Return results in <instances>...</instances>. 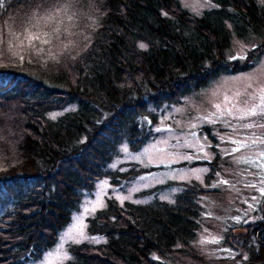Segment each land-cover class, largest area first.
<instances>
[{
    "label": "trees",
    "instance_id": "1",
    "mask_svg": "<svg viewBox=\"0 0 264 264\" xmlns=\"http://www.w3.org/2000/svg\"><path fill=\"white\" fill-rule=\"evenodd\" d=\"M205 1L200 11L188 0H0V88L15 90L0 92V188L19 200L0 217V264L37 262L58 241L80 191L112 178L103 174L113 150L125 138L132 151L148 142L145 117L161 118L150 107L248 69L263 52L243 64L224 57L235 37L264 29V2ZM134 169L122 178L147 168ZM178 184L140 192L156 193L149 203L108 198L88 220L100 239L72 246L63 264H167L202 219L194 185L158 199ZM248 235L235 248L251 245L245 264H264V221Z\"/></svg>",
    "mask_w": 264,
    "mask_h": 264
},
{
    "label": "rangeland",
    "instance_id": "2",
    "mask_svg": "<svg viewBox=\"0 0 264 264\" xmlns=\"http://www.w3.org/2000/svg\"><path fill=\"white\" fill-rule=\"evenodd\" d=\"M188 1L200 11L209 6L205 0ZM43 11L46 10L40 11L37 7V12ZM58 39L61 40L60 36L53 37L51 45ZM263 44L264 29L247 30L245 39H233L224 57L243 64L263 51L248 69L214 77L178 101H160L157 107H150L149 111L157 115L159 112L161 118L159 123L152 122L150 126L151 120L145 117L142 132L149 136L148 142L132 151L125 138L113 150L115 163L103 174L112 178L104 176L91 191H80L71 222L60 232L58 241L37 262H26L23 255L13 264L66 263L71 258L72 246L100 239L89 233L88 220L105 206L108 198L121 203L128 200L149 203L156 193L140 192L168 182L179 184L159 190L160 201H172L185 188L183 183L191 184L203 190V209L201 225L191 245L179 244V251L167 264H245L251 245L235 246L249 236L251 226L264 221ZM10 91L0 88L2 94ZM137 99L142 101L141 97ZM15 100L22 102L21 98ZM51 114L57 116L60 112ZM139 166L147 169L135 178H122L123 173ZM5 192L1 185L0 217L12 213L19 201L6 197Z\"/></svg>",
    "mask_w": 264,
    "mask_h": 264
}]
</instances>
